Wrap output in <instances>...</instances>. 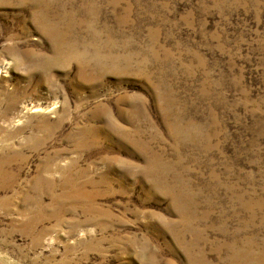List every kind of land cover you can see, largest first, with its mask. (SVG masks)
Masks as SVG:
<instances>
[{
  "label": "rangeland",
  "instance_id": "obj_1",
  "mask_svg": "<svg viewBox=\"0 0 264 264\" xmlns=\"http://www.w3.org/2000/svg\"><path fill=\"white\" fill-rule=\"evenodd\" d=\"M43 1L0 0V264H264V0Z\"/></svg>",
  "mask_w": 264,
  "mask_h": 264
},
{
  "label": "bare ground",
  "instance_id": "obj_2",
  "mask_svg": "<svg viewBox=\"0 0 264 264\" xmlns=\"http://www.w3.org/2000/svg\"><path fill=\"white\" fill-rule=\"evenodd\" d=\"M35 2V7L41 12L44 13V4L45 1L43 0H34ZM48 32L50 33V35L53 37L54 42L56 43L57 46L62 45V41L65 40L67 38V36L72 33L74 27L72 23H69L68 26L65 28V30H63L60 25L58 23H54V25H50L48 26ZM79 56V59L81 60L82 63L86 62V58H84L83 56L80 55H76Z\"/></svg>",
  "mask_w": 264,
  "mask_h": 264
}]
</instances>
